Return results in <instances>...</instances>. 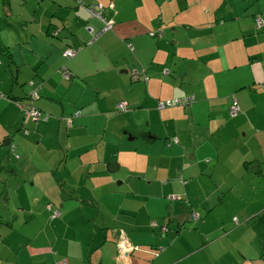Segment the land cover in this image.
Instances as JSON below:
<instances>
[{"label":"crops","instance_id":"1","mask_svg":"<svg viewBox=\"0 0 264 264\" xmlns=\"http://www.w3.org/2000/svg\"><path fill=\"white\" fill-rule=\"evenodd\" d=\"M13 1L0 0V20L20 19L0 40V264H127L120 230L139 247L130 264H264V0H38L52 17L28 38ZM94 3L114 6L99 39ZM26 70L48 117L29 135Z\"/></svg>","mask_w":264,"mask_h":264},{"label":"built area","instance_id":"2","mask_svg":"<svg viewBox=\"0 0 264 264\" xmlns=\"http://www.w3.org/2000/svg\"><path fill=\"white\" fill-rule=\"evenodd\" d=\"M113 8H114V6L110 5L109 10H111ZM104 12H105L104 7L100 4H98V5L92 4L89 7V13L91 14V18L101 19L105 23V28L103 30L98 31L95 39L101 37L103 34L109 32L113 29V25H114L113 20H107L106 18H104V16H103ZM256 22H257V27L259 29H261L264 26V16L258 17ZM78 51H79V49L68 48V49H66L64 56L68 59L74 58L78 54ZM167 74H169V71L165 70V75H167ZM71 76H72V74H71L70 70H68L66 68L62 69V77L64 79H70ZM138 76H139L138 72L134 71L132 78L134 80H138ZM191 102H192V100L190 98L176 99L175 101H164V102L159 103L158 109L161 110V109L170 108V107H174V106L187 107L188 105H190ZM117 110L120 112H127L128 111V105L124 102H121L117 105ZM240 112H241V110H240L238 103H235V105L232 108V115L237 116ZM76 116L77 117L80 116V113H77ZM26 119L27 120L25 121V123L23 125L24 127H22V128L25 129L24 130L25 135H29L30 131L27 129L28 120L38 122V121L43 119V116H42L40 111L35 109L34 106H31L27 110V118ZM14 150H15V146H12L11 151L14 152ZM47 209L49 212H51V218L52 219L60 218L62 215L60 209H58V208L56 209L51 204L47 206ZM235 221H237V218L235 219ZM155 226H157V223H155ZM117 249H118L117 250L118 251V259L121 262L125 261L127 264H130V255H132L134 252L138 251L139 247L134 246L131 243L130 239L128 238V236L124 230H120L118 233V238H117ZM158 255L159 254H157V256Z\"/></svg>","mask_w":264,"mask_h":264},{"label":"rangeland","instance_id":"3","mask_svg":"<svg viewBox=\"0 0 264 264\" xmlns=\"http://www.w3.org/2000/svg\"><path fill=\"white\" fill-rule=\"evenodd\" d=\"M136 1L140 2L139 0H136ZM23 3H25V5H24V13L26 14L28 22H30V23H29L28 29L23 31L22 36L24 38H28L30 32H34V34L37 31L42 32V28L46 27L47 20L50 17H52L53 9H52V5L50 3L45 2V3L41 4V3H39L38 0H23V1L14 0L13 1V8H15L17 12H19L20 5H22ZM98 4L102 5L104 8H107L110 3L108 5H104L102 3H94L93 5H98ZM110 11H114V10L112 9ZM88 14H89L90 19H93V18H91V14L89 13V11H88ZM14 21H16V22L20 21L19 17H14V18L0 20V40H2V42H6V40H7V41H9L10 44H13L15 38L14 37L11 38V35H10V24L13 23ZM17 27H19V23H17ZM75 28H77V27H75ZM61 29H63L61 26H58L56 28L54 27L52 29L50 37H49V35H46L45 32H44V36H45V38H47L49 40H51V38H56V35L61 34ZM91 29H92V27H91ZM17 34H18V37H17L16 40L19 39V41H20L21 37H20L18 32H17ZM105 34H103V35H105ZM101 37H99V38H101ZM99 38H97V39H99ZM33 41H34V44H38L41 49L46 47V46H44L43 44H41L38 41L37 37H34ZM72 49H74V48H72ZM75 49H79L80 50V48H75ZM26 50H28L30 52L34 51V56L37 55V50H34V46H32V45L25 46L24 47V52H26ZM4 61L6 63L5 67L7 68L9 59L8 58L6 59L4 57ZM3 68H4V65L2 64L0 66V69L3 70ZM26 73H29L28 70L23 72L22 77H21V83L26 82L25 89L27 91H29V92H33V89H32L33 87L30 86V82H29L30 78H32V76L31 77L29 76V79L27 80L28 81L27 82V81H25L26 80ZM31 75H33V74L31 73ZM124 103H127V102H124ZM21 110H22V108H21ZM190 219L191 220H195V221L199 220L200 219V214L197 211H193L191 213V218ZM235 222L238 224V218H237V221H235ZM116 246H117V244H116ZM134 246H136V245H134ZM163 251H164V248L160 247L156 251H149V253H150L151 257L155 259L156 257L160 256L163 253ZM157 254H159V255L157 256ZM130 257H131V255H130Z\"/></svg>","mask_w":264,"mask_h":264},{"label":"trees","instance_id":"4","mask_svg":"<svg viewBox=\"0 0 264 264\" xmlns=\"http://www.w3.org/2000/svg\"><path fill=\"white\" fill-rule=\"evenodd\" d=\"M106 9H109V8H106ZM105 9V10H106ZM104 15V14H103ZM261 16H264V13H263V15H261ZM261 16H259V17H261ZM93 19H97V18H93ZM92 19V20H93ZM262 28H264V26L262 27ZM261 28V29H262ZM80 52V50L78 51V53ZM12 53H11V51H10V48H8V47H4V48H1L0 47V57H2V56H5V57H7V58H10L11 59V57H12V55H11ZM0 65H2V61L0 60ZM71 72V71H70ZM138 72V74H139V76H138V80L140 79V77L142 76V75H144V71H137ZM71 74H72V72H71ZM72 77V76H71ZM145 80L146 81H149V79H148V77L147 76H145ZM144 80V81H145ZM30 86L31 87H33L32 89H33V92H29L28 94H27V97H26V99L25 100H22V101H17L18 102V104L20 105V107L22 108V111H23V113H24V119H23V121H22V127H24L23 125H24V123H25V121L27 120L26 118H27V110H28V108L29 107H31V106H34V108L35 109H37L38 111H40L41 112V114H42V116H43V119L42 120H40V121H38L37 123H39V122H43V121H47L48 120V117L45 119V113H43L41 110H39L38 108H37V106H36V102L39 100V98H40V96H39V91H40V89H41V86H42V83H39V84H36L34 81H30ZM37 89V90H36ZM35 90V91H34ZM34 95V96H33ZM36 96V97H35ZM231 103H232V106H231V108L234 106V103L231 101ZM240 107V106H239ZM241 110V109H240ZM78 113H80L81 114V111H79ZM241 113V112H240ZM239 113V114H240ZM76 114H77V112L74 114V116L75 117H77L76 116ZM238 114V115H239ZM237 115V116H238ZM29 130V129H28ZM13 146V145H12ZM11 146V147H12ZM12 152V151H11ZM12 154H13V152H12ZM250 164V163H249ZM247 167V163H244V168H246ZM189 217L191 218V214L189 215Z\"/></svg>","mask_w":264,"mask_h":264}]
</instances>
